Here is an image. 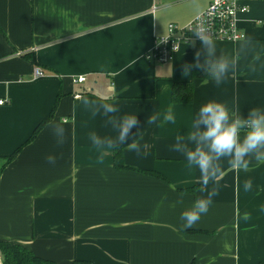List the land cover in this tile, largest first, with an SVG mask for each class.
<instances>
[{"label":"crops","instance_id":"obj_1","mask_svg":"<svg viewBox=\"0 0 264 264\" xmlns=\"http://www.w3.org/2000/svg\"><path fill=\"white\" fill-rule=\"evenodd\" d=\"M210 1L0 0V241L54 264L264 261V163L253 160L247 171H237L223 160L218 194L207 214L185 230L181 212L206 193L199 170L172 150L209 101L245 116L251 108L264 109V0H242L249 7L239 15L246 37L214 40L217 55H239L238 66L219 85L195 79L191 103H173L171 89L192 78L196 69L184 73L183 66L193 63L199 40L183 43L166 63L145 58L170 23L187 24ZM35 67L45 75L35 77ZM79 76L86 80L74 82ZM105 102L119 108L112 115H137L139 153L125 143L102 155L93 145V133L118 136L109 117L97 112ZM168 109L174 123L162 119ZM156 113L161 119L147 124ZM61 120L65 142L57 145L49 124ZM118 148L136 170L115 167ZM49 154L57 157L54 165L46 161ZM246 179L253 182L247 192ZM189 187L196 192L183 190ZM245 212L250 219H243Z\"/></svg>","mask_w":264,"mask_h":264},{"label":"clouds","instance_id":"obj_2","mask_svg":"<svg viewBox=\"0 0 264 264\" xmlns=\"http://www.w3.org/2000/svg\"><path fill=\"white\" fill-rule=\"evenodd\" d=\"M190 30L200 41L201 47L195 52L193 63L183 66L184 73H190L193 69L203 70L207 78L213 79L219 85L227 78L229 72L236 70L239 55H225L221 52L217 55L214 38L202 23H197ZM202 54L203 60H201ZM255 59L258 60L259 56ZM253 70H255L254 67ZM82 102L85 105L89 104L87 99ZM100 110L109 117L107 122L118 132V136L101 138L95 133L91 134L90 139L96 149L103 155L104 150L114 149L127 143L129 150L139 153L140 144L134 139L140 129L137 115H112L118 113L119 108L107 102L99 105L97 112ZM158 119H161V116L156 113L151 115L146 123L156 124ZM162 119L164 122L174 123L172 110L168 109ZM49 127L56 137L57 145H63L66 134L64 121L52 122ZM134 128L137 129L135 133L132 132ZM172 150L183 154L189 166L199 170L201 191L206 193L205 196L196 199L190 208L181 212L183 228L192 229L200 221L201 216L207 214L213 197L218 194L215 183L225 174L223 160L226 159L229 167L237 171H247L253 160L264 163V109L251 108L245 116L236 107L209 101L199 108L187 135L176 136ZM56 160L57 157L54 154L46 156L49 164L54 165ZM210 184L213 185L211 189H209ZM243 188L246 192L252 190V180L246 179ZM177 203H183V193L179 195ZM243 219H250L249 213L245 212Z\"/></svg>","mask_w":264,"mask_h":264},{"label":"built area","instance_id":"obj_3","mask_svg":"<svg viewBox=\"0 0 264 264\" xmlns=\"http://www.w3.org/2000/svg\"><path fill=\"white\" fill-rule=\"evenodd\" d=\"M156 9L154 6L153 10ZM249 12V7L242 0H211L209 5L198 13L187 24L180 26L176 23L168 25V32L164 36L155 38L152 47L145 53L149 62L166 63L170 61L183 43L198 41L191 32L197 23H202L214 40H227L236 42L246 36L240 31L239 15ZM35 77L45 75L41 67H35ZM85 76H79L74 82H83ZM0 100V105L4 104Z\"/></svg>","mask_w":264,"mask_h":264},{"label":"trees","instance_id":"obj_4","mask_svg":"<svg viewBox=\"0 0 264 264\" xmlns=\"http://www.w3.org/2000/svg\"><path fill=\"white\" fill-rule=\"evenodd\" d=\"M202 78V79H210L206 77V74L203 70L196 69L193 71V75L191 79L183 80V81H176L172 84L171 89V100L173 103L181 104V103H191L193 101L194 96V86H195V79ZM51 113L47 118H45L35 129L32 138L36 136L38 131L52 118ZM16 156V153L12 154L11 156L7 157V161H11ZM115 167L117 169L122 170H136L125 163L124 156L122 149L118 148L115 151ZM140 172L149 173L155 175L156 177H160L162 179H166L164 175L157 171L153 170H139ZM184 191L187 192H196L195 187L184 188ZM0 248L3 253V264H54L53 261L41 258L37 256L32 251L26 249L24 246L10 243L7 241H0ZM259 264H264V261L260 262Z\"/></svg>","mask_w":264,"mask_h":264},{"label":"water","instance_id":"obj_5","mask_svg":"<svg viewBox=\"0 0 264 264\" xmlns=\"http://www.w3.org/2000/svg\"><path fill=\"white\" fill-rule=\"evenodd\" d=\"M2 259H3V253H2V250H1V248H0V264H3V263H2Z\"/></svg>","mask_w":264,"mask_h":264}]
</instances>
